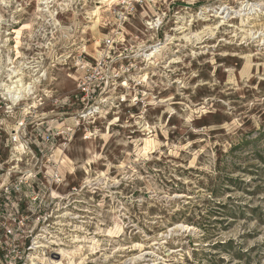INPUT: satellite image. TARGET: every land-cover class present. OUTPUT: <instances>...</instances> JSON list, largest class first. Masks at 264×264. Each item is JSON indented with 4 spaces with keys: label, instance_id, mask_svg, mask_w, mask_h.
Segmentation results:
<instances>
[{
    "label": "rangeland",
    "instance_id": "rangeland-1",
    "mask_svg": "<svg viewBox=\"0 0 264 264\" xmlns=\"http://www.w3.org/2000/svg\"><path fill=\"white\" fill-rule=\"evenodd\" d=\"M40 1L0 0V157L58 169L53 261L264 264V0Z\"/></svg>",
    "mask_w": 264,
    "mask_h": 264
},
{
    "label": "built area",
    "instance_id": "built-area-1",
    "mask_svg": "<svg viewBox=\"0 0 264 264\" xmlns=\"http://www.w3.org/2000/svg\"><path fill=\"white\" fill-rule=\"evenodd\" d=\"M132 11L129 9V14ZM10 96L9 100L15 106L21 102L22 98L15 102ZM10 138L12 150L20 148L25 155H28L27 152L34 156L43 154L40 149L35 152L32 150L34 143L31 138H21L18 133L12 134ZM17 144L20 146L17 147ZM7 162L0 157V180L5 175V179L0 182V264H54L48 260H59L51 257L55 254L58 256L53 251L57 247V236L50 221L54 197L42 194L41 189L47 190V186L58 184L59 171L55 168L54 173L47 177L38 168L23 180L18 175L13 182H6V176L11 177L12 172H15L14 169H7ZM62 264L71 263L63 261Z\"/></svg>",
    "mask_w": 264,
    "mask_h": 264
},
{
    "label": "bare ground",
    "instance_id": "bare-ground-1",
    "mask_svg": "<svg viewBox=\"0 0 264 264\" xmlns=\"http://www.w3.org/2000/svg\"><path fill=\"white\" fill-rule=\"evenodd\" d=\"M44 1H46V3H48L47 1L48 0H44ZM43 0L42 1H40V3L41 4H46L45 2H44ZM51 1V0H50ZM99 1V0H98ZM119 0H100V2L98 3L99 5H104V4H106V3H109V2H112V4L114 3V2H118ZM5 3V2H4ZM4 3H2V4H4ZM50 5V4H49ZM250 5V4H249ZM258 5H251V6H249L248 7V5H246L245 7H244V9L242 10V11H246V10H249V11H251V10H253V11H256L257 12V7ZM248 7V8H247ZM38 10V9H37ZM49 12V10L48 9H44V8H41V9H39L38 10V12ZM99 11H100V7L98 8V9H96V10H94V12L92 13L93 15H97L98 16V14H99ZM226 11V10H225ZM56 14V13H55ZM45 15V14H44ZM51 16H52V14H50ZM224 15V12L223 13H221V15L220 16H218V19H221V21L219 22V24H218V26L215 28V29H218V28H220V27H222V26H225V22L223 21V19H225V17L223 16ZM241 15V14H240ZM43 16V15H42ZM228 17V15L226 16V18ZM99 20V19H98ZM97 20V21H98ZM2 21V20H1ZM97 21H96V23L95 24H97ZM95 22V21H94ZM153 25V24H152ZM182 33H184V32H182ZM169 40V39H168ZM169 44H171V42H169V43H166V44H164L165 46H169ZM263 44H264V42H263ZM165 46H163V47H165ZM163 47H159V46H156V47H154L151 51H150V53L148 54V56H147V58H152V57H154V56H157V55H160V53H161V51H162V49H163ZM146 55V54H145ZM10 58V57H9ZM11 60V59H10ZM11 64V63H10ZM12 64H13V62H12ZM2 66V65H1ZM9 66V65H8ZM21 66V65H20ZM24 66V65H23ZM12 67V66H11ZM8 67V69H7V71L9 72V77H10V81H11V85H8L7 87H8V92H9V94L11 95L10 97H11V99L12 100H14L15 102L16 101H19L20 100V98H24V97H26L27 95L29 96V94H33V91H34V89H36L35 87H36V84L37 83H39L40 84V80H39V78L38 79H33L29 84H27V81L25 82L24 80H23V78L24 77H19V76H23L24 75V72L23 73H20L21 72V70H16L15 68L16 67ZM31 67V66H30ZM18 68V67H17ZM23 68V67H22ZM21 69V68H20ZM26 71V70H25ZM40 71V70H39ZM32 74V73H31ZM37 74V73H36ZM42 75V74H41ZM45 75V74H44ZM43 75V76H44ZM35 76V75H34ZM42 76V77H43ZM35 77H37V76H35ZM34 77V78H35ZM41 77V78H42ZM17 78V79H16ZM25 79V78H24ZM25 83H24V82ZM42 81V80H41ZM1 87H2V85H0ZM27 98V97H26ZM33 99V98H32ZM31 99V100H32ZM14 105V104H13ZM33 107V106H32ZM35 108H36V105H35ZM179 227V226H178ZM59 256H62L63 258H65L64 257V253L62 254V252L61 253H59L58 254ZM43 260H45V259H43ZM50 261H52L54 264H57L58 262H56V261H53V260H50Z\"/></svg>",
    "mask_w": 264,
    "mask_h": 264
}]
</instances>
